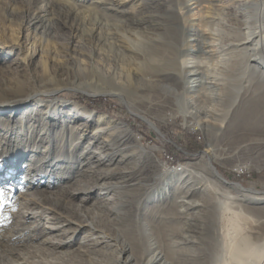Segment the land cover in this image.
Wrapping results in <instances>:
<instances>
[{"label": "bare ground", "instance_id": "6f19581e", "mask_svg": "<svg viewBox=\"0 0 264 264\" xmlns=\"http://www.w3.org/2000/svg\"><path fill=\"white\" fill-rule=\"evenodd\" d=\"M201 1L203 0L195 2ZM3 4L9 5L6 2ZM53 4L63 6L68 13L90 12V18H80L71 28L78 30L82 43L92 48L90 55L84 53L91 61L86 75L87 79L98 86L105 84L107 90H116L129 98L139 99L158 95L176 96L180 90L178 86L185 93L191 90L189 88L193 84L203 86L206 83L208 86L206 88H211L221 96L240 90L238 83L246 80V85L255 84L257 89L262 90L260 100H264L263 8L245 5L243 9L234 10L232 5V8L220 7L219 11L224 16L233 11L236 29L230 32L220 30L210 25L215 21H211L207 26L206 31L220 42L217 48L232 49L230 52L227 50V53L224 51L225 56L212 68L207 66L206 61L189 57L187 51L183 50L187 29L184 18L182 24H178L180 17H176L174 24L169 16L168 18L158 16L155 21L143 22L145 19L143 15L147 13L160 15L172 13L175 10V0H139V5L130 10L123 1L91 0L85 3L82 0L81 2L48 0L45 5L49 8L43 9L45 15L41 16L42 18H39L38 14L29 17L36 28L52 32L53 22L56 19L60 20V16L51 9ZM211 4L214 5L212 2ZM101 8L114 13H110L112 16L109 20L113 18L112 21L102 19V15L98 18L97 13ZM12 12L17 11L12 9ZM129 12L142 16L143 24L140 22L141 19L139 20L141 25H134L122 22L120 17L116 18L119 14ZM107 13L105 11V14ZM92 17L95 24L89 27L88 20ZM38 52L39 48L30 46V57ZM61 54L69 59L66 48ZM189 67L205 68L207 79L184 77L182 71ZM101 94L99 91L90 93L92 96ZM37 95L32 93L14 99L0 97V106L21 104L27 100H34ZM60 107L65 108L64 102L58 103L55 100L48 106V112L55 115L54 122L46 121L48 112L27 110L25 107L14 108L9 118H0V157L12 155L19 158V168L15 160L13 165L10 164L11 167L17 168L18 173L28 167L25 181L22 179L21 186H18L23 188L28 183L27 192L24 194L28 195L24 203L28 217L38 218L50 211L56 214L55 219L59 220L56 221L61 223L59 227L55 224L44 226L43 231L57 230L64 227V224L72 223L75 224L76 231L89 229L79 251L88 255L93 264H264V231L261 227L264 225V219L262 222L258 221V218L254 221L242 208H233L223 203L210 207L189 199L193 196L190 189L193 187L194 190L198 189L197 185L200 184L192 181L186 169L185 177L183 178L184 174L181 177L183 181L187 179L185 182L190 189L175 197L173 195L164 204L158 202L159 204L144 205L145 202L153 200L148 195L153 185L150 182L146 183L143 175L141 176L146 165L142 153L131 149L126 140L113 136L104 127L94 130L93 140H89L85 145L89 134L87 132L83 134L82 131L89 130L93 123L84 124L80 130L77 123L70 124L68 120L60 119L62 116L69 117L66 111H62L63 109L59 111ZM23 111L25 114L21 113ZM182 113L187 123L206 127L209 122V119L201 118L193 111H185L183 108ZM33 114L34 122L39 126L45 123L46 126L32 125L28 118ZM203 114L205 118L208 115L205 112ZM195 118L198 119L193 121ZM130 134L132 135L131 131ZM83 147L84 150L81 151ZM118 157L120 158L117 160ZM105 158L108 162L103 161ZM3 164L4 168L10 167L8 162ZM169 171L162 169L160 175L164 177ZM172 172L175 174L178 170ZM212 172L233 189L247 192L240 184L223 180L221 174L216 169L213 170V167ZM67 173L70 176L66 177ZM33 174L38 175L35 181H32L34 178L31 180ZM115 176L119 179H113ZM157 177L154 182L162 183ZM47 181H54L53 184L55 181L62 182L56 195L60 198L58 204L63 206L71 203L67 200L69 193L84 194L82 201H87L92 193L97 191L112 192L110 197H99L100 202L95 199L98 203L77 204L76 208L82 211V218L76 222L69 215L57 213L56 209L45 205L36 197L35 194L41 192L36 188ZM33 188L35 190H32ZM136 191L142 194L135 196ZM33 206H37L36 212L32 211ZM262 207L264 208V205ZM98 222L104 227H99ZM35 226L39 227L40 224ZM7 233V236L4 235L6 239H20L14 236L18 233L15 230ZM205 233L210 235L209 238L203 236ZM95 237L102 240L99 238L96 240ZM72 241L65 238V235L47 236L39 242L31 243L26 251H17V248L11 245L9 249L3 251L6 257L4 264H59L52 255L57 259L62 258L63 264H68L73 257V251L63 249ZM108 258L114 259L115 263L107 261Z\"/></svg>", "mask_w": 264, "mask_h": 264}, {"label": "rangeland", "instance_id": "374dc122", "mask_svg": "<svg viewBox=\"0 0 264 264\" xmlns=\"http://www.w3.org/2000/svg\"><path fill=\"white\" fill-rule=\"evenodd\" d=\"M47 1L0 0V97L14 99L27 94H38L34 100H27L17 105L0 106V118H9L14 108L22 107L27 110L47 113L52 100L58 101V103L64 102L65 108L60 107L59 111L63 109L62 111H66L69 117L61 115L60 119L68 120L70 124L77 123L80 130L84 127V124L93 123L89 130L82 131L83 134H86V132L89 134L85 140V145L88 144L89 140H93L94 130L104 127L113 136L126 140L131 149H136L142 153L146 159V165L141 172V176L143 175L146 183L150 182L153 185V189L148 191L149 197L153 200L145 202L144 205L159 204L158 202L164 204L173 195L175 197V195L182 194L185 190L190 189L185 182L187 179L183 181L186 169V172L190 173L192 181L200 184L197 185L198 189L194 190V187L190 189L191 192L193 191V196L189 199L210 207L223 203L233 208H242L252 220L257 221V218L258 221L263 220L264 100H260V96L263 94L262 90L257 89L255 84L246 85V80L241 84L238 83L240 90H234L221 96L211 88H206L208 87L206 83L203 86H194L195 84H193L189 88L191 90L185 93L178 86L177 88L180 89L178 95L171 97L158 95L135 99L129 98L116 90H107V85L100 84L98 86L87 79L86 73L91 61L84 53L90 55L92 48L90 45L82 43L78 30L71 28L80 18H90V12L78 14L72 11L68 13L67 10L63 9V6L53 4L51 9L60 16V20L56 19L53 22L54 28L51 33L49 31L44 32L36 28L29 17L38 14L39 18H42L41 16L45 15L43 9L49 8L48 5H45ZM75 1L81 2V0ZM84 1L89 3L91 0H82V2ZM114 1L126 2L125 5L129 10L135 9L139 5V0ZM195 1L175 0V10L172 13L165 15L147 13L143 15L144 21L142 16H136L133 12L119 14L118 17L113 16L120 17L119 19L124 23L134 25H141L145 21H155L158 16L165 18L169 16L174 24L176 17H180L178 24H182L184 18L187 29L183 50L187 51L189 57L204 60L207 66L214 67L232 49L217 48L220 42L217 39L215 40V36L206 31L207 26L211 21H215L210 25L220 30L225 29V31L230 32L236 29L233 11L231 14L224 16L219 11L220 7L232 5L235 10L238 8L243 9L245 5H248L264 10V0H203L200 3ZM5 2L9 5H4ZM12 9L17 12L13 13ZM108 10L101 8L99 10L101 14L97 13L98 18L102 15V19L112 21L113 18L110 20L109 18L114 13ZM105 11L106 13L108 11V13L105 14ZM140 19L141 23L139 22ZM94 20V17L88 20L89 27L94 26ZM216 23L217 25H215ZM212 41L213 43H211ZM33 45L37 49L39 48V52L30 57V46ZM65 48L67 54H69V59L61 54ZM224 51L227 52L224 53ZM204 69L189 67L183 69L182 73L186 78L201 77L200 79L206 80L207 73ZM193 73H197V75H192ZM98 91L102 94L99 96L90 95V93H98ZM79 95L80 98H78ZM256 97L257 100L255 101ZM85 98H102L106 103L104 111H98L93 105L88 106L87 102L84 101ZM182 107L185 111L190 110L201 118L209 119L206 127L187 123L182 113ZM107 109H110L112 113H106ZM244 110H246L245 113ZM203 112L208 114L206 118ZM21 113L25 114L24 111ZM33 116L34 114L28 118L32 125L36 127L45 125V123H42L39 126L34 122ZM53 116H55L54 113L48 112L46 121L54 122ZM196 119L198 118L193 119V121H196ZM132 123L136 129L131 127ZM187 134L192 137H187ZM82 150H84V147ZM14 157L12 155L0 157V189L5 192V202H0V264L6 262L3 251L9 249L11 245L16 247L17 251H26L33 242H39L47 236L59 237L60 235H65V238L73 240L68 247L63 249L73 251V257L68 261V264H93L88 255L79 251L82 242L86 240L85 236L89 233V229L76 231L75 224L72 223L64 224L65 226L60 229L47 232L46 230L43 231L44 226L55 224L59 227L61 224L57 222L58 219H55V213L48 211L38 218L28 217L24 207L25 198H28V195H24L27 192L28 183L23 188H18V186H21L20 181L22 179L25 181V173L28 167L23 172H16L19 168V158ZM14 160L17 168L15 166L11 167L15 162ZM103 161L108 162L107 158ZM7 162L10 167L4 168L3 163ZM212 167L213 170L216 169L221 174L223 180L240 184L247 192L237 191L227 183H223L213 174ZM162 169L170 170L169 173H171L162 177L163 175H160ZM174 170H178V173L174 174L172 172ZM230 171L235 172L237 175L240 173L244 178V183L226 180L225 176H229ZM37 176V174H33L31 180L34 178L32 181H35ZM65 176L70 175L67 173ZM157 176L162 183L154 182ZM117 177L115 176L113 179H119ZM53 182L47 181L40 184L36 189L41 192L35 194L36 197H39L45 205L56 209L57 213L69 215L76 222L82 218V211L76 208L78 207L77 204L83 202L84 205L98 203V200L100 202L99 197H110L109 195L112 192L97 191L92 193L87 201H82L85 197L84 194L69 193L67 200H70L71 203L63 206V204H58L60 198L59 195H56L62 182L55 181V184ZM32 190H35V188ZM140 193L142 194V192L136 191L135 196H140ZM246 205L248 206L246 207ZM36 207L33 206L32 211L36 212ZM247 222H250V220ZM36 224H40V226L36 227ZM98 225L101 228L104 227L101 222H98ZM261 227L264 231V225H261ZM14 230L18 232L14 236H18L20 239H6L7 232ZM206 233L203 236L209 238L210 235ZM95 238L96 240L98 238L102 240L100 237ZM13 241L14 243H12ZM52 257L59 264H63L64 260L62 258L57 259L55 255H52ZM107 261L115 263L112 258H108Z\"/></svg>", "mask_w": 264, "mask_h": 264}, {"label": "trees", "instance_id": "16d2710c", "mask_svg": "<svg viewBox=\"0 0 264 264\" xmlns=\"http://www.w3.org/2000/svg\"><path fill=\"white\" fill-rule=\"evenodd\" d=\"M81 96L79 95L78 96V98H80ZM77 98V99H78ZM85 102H87L86 104L88 105V106H91V105H93L94 107H95V109H97L98 111H104V107H106V103L103 101V99L102 98H100V99H87V98H85V100H84ZM106 113H112V111L110 110V109H107L106 110ZM129 122V121H128ZM128 124H130V123H128ZM131 127L132 128H134V129H136V127H135V125L132 123L131 124ZM192 137L191 135H189V134H187V137ZM177 157V156H176ZM230 175L229 176H225V178L227 179V180H231V181H237V182H241L242 184L244 183V178L241 176V175H237L235 172H233V171H230V173H229ZM254 176V175H253Z\"/></svg>", "mask_w": 264, "mask_h": 264}, {"label": "snow or ice", "instance_id": "6c2138e0", "mask_svg": "<svg viewBox=\"0 0 264 264\" xmlns=\"http://www.w3.org/2000/svg\"><path fill=\"white\" fill-rule=\"evenodd\" d=\"M0 202H5V192L3 189H0Z\"/></svg>", "mask_w": 264, "mask_h": 264}, {"label": "built area", "instance_id": "2783aa9c", "mask_svg": "<svg viewBox=\"0 0 264 264\" xmlns=\"http://www.w3.org/2000/svg\"><path fill=\"white\" fill-rule=\"evenodd\" d=\"M238 175H241L240 173H238Z\"/></svg>", "mask_w": 264, "mask_h": 264}, {"label": "water", "instance_id": "95a60500", "mask_svg": "<svg viewBox=\"0 0 264 264\" xmlns=\"http://www.w3.org/2000/svg\"><path fill=\"white\" fill-rule=\"evenodd\" d=\"M227 180V179H226Z\"/></svg>", "mask_w": 264, "mask_h": 264}]
</instances>
